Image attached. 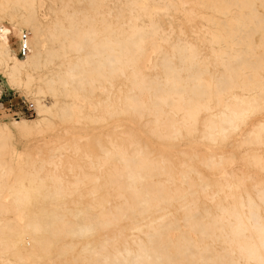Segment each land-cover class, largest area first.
Masks as SVG:
<instances>
[{"label":"bare ground","instance_id":"6f19581e","mask_svg":"<svg viewBox=\"0 0 264 264\" xmlns=\"http://www.w3.org/2000/svg\"><path fill=\"white\" fill-rule=\"evenodd\" d=\"M48 1L0 0V19L27 47L18 58L0 25V68L11 85L36 81L34 94L52 98L36 100L39 119L0 123V264H264V187L245 188L248 165L264 174V0ZM169 7L203 20L197 43L168 44L152 11ZM42 51L61 58L56 68L34 71ZM54 118L69 121L59 153L80 151L67 136L82 119L114 130L106 146L79 135L99 147L96 162L83 155L102 184L85 171L67 180L53 155L11 164L13 132ZM125 123L140 140L116 133ZM234 136L253 151L239 174L223 153Z\"/></svg>","mask_w":264,"mask_h":264},{"label":"rangeland","instance_id":"374dc122","mask_svg":"<svg viewBox=\"0 0 264 264\" xmlns=\"http://www.w3.org/2000/svg\"><path fill=\"white\" fill-rule=\"evenodd\" d=\"M175 4L181 6V3L178 1H176ZM108 5L113 8V12H117V7L120 6V4L117 2H113L111 4L109 3ZM182 5L186 6L184 1ZM42 7L46 10L50 7V2L48 0H44V2L42 3ZM71 8L74 10L88 9L85 3L78 2L77 0L74 1ZM180 9L181 8L176 10L172 7H169L168 9H162L160 11H146H152L153 18L158 22V24L161 26V29L164 31L163 34L168 35L169 37L168 44L175 42L176 38L178 37L183 41L186 40L193 43H197V39L203 37V20L197 18L195 20L185 21ZM258 10L260 12H264V7L258 6ZM233 11L234 10H232L231 12ZM143 22H148V18L144 17ZM0 25H3L7 29V37L10 48L14 51L15 55L18 58H23V56H18L20 36L14 32L11 22L6 19H0ZM255 40L259 41L258 34H256ZM57 43L58 42L55 43V41H46L45 46L57 47ZM60 60L61 58L53 56L49 52L42 51L36 59L38 65L36 64L33 69L34 71H40L41 69H43L42 71L53 69L56 68L54 64L58 63ZM37 84L38 83L36 81H32L28 84L27 87H18L11 85L6 78L5 73L0 68V88L4 91L2 101H0V123H7L9 125L10 122L13 120L39 119L36 100H39L41 104L49 105V102L52 98L48 95L43 96L34 94L33 90L35 89V86ZM102 98L103 96L100 97V99ZM19 99H23L28 104L31 103V105H33L32 110L26 111V109H24L22 105L16 106L15 103L19 101ZM59 99L66 101L69 100L68 98L64 99L63 97H59ZM6 101H10V103L14 105L12 108L13 110L17 109L18 107L21 108L23 110V114L16 118L12 117L8 113H4L3 108L4 102ZM81 111V113L84 115L100 114L97 111L87 110L85 106L81 107ZM260 120L261 119H254L252 121V124L257 125ZM53 121L54 124L51 126H47L44 123H40L37 125H32L29 130L24 133L19 134L13 132V134L11 135L12 137L8 138V140L11 139V145L8 144L10 146L7 147L8 158L11 161V164L14 165L17 163L18 165L23 166L29 158L47 159L49 156L53 155L54 160L59 163L58 173L64 175L67 180L72 181L73 173L85 171L93 173L95 175H99V183L102 184L104 177L100 169L95 168L93 170H89L87 168L88 160L83 155L84 152L90 154L92 156L93 161L96 162L95 156L97 154H100L99 147L97 145H95L94 147L88 146L86 139L80 138L79 135L85 130L93 134L94 140L99 141L103 146H106L108 145L107 141L110 139L112 140L114 138V130L112 131L110 128L105 127L106 125L104 123L88 124L84 119H82L80 122V127L82 129H68V132L70 134L67 136V139L69 141H76V144L78 145L80 151L74 152L72 148H68L65 151L59 153L55 151L54 147L57 146L58 143L61 141V136L63 135L64 131L69 128L67 127L69 121L66 120V122L61 123L56 118H54ZM261 122L264 123V119H262ZM115 131L117 134L119 133V136L120 133H122V135H125V137L127 136V134H136L131 128V125L128 123H125L124 125L118 127ZM136 138L140 140V137L137 134ZM241 139V136H234L233 138H231L229 140L228 146L226 147V152H223L225 156L230 154L234 156L235 165L233 170H235L237 174H239L241 171L243 172V169L245 168V163L240 162V158H242L246 154L250 155L253 152L252 149H245L244 146H239ZM7 143H9V141H7ZM258 153L261 154L262 157H264V149L258 151ZM71 165L75 167L73 172H70L68 169V167ZM248 166L249 172L247 180L245 182V188L248 192L254 194V192L256 191L255 187H264V174L260 175L258 171L259 168L257 165L250 164ZM79 167H81L82 169L78 170ZM86 186L87 188L89 187V185ZM105 190V186H102V188L98 191L97 195H95L96 198H100L104 194ZM81 192H83V200L85 202L91 201L92 197L87 195L85 187H81ZM109 198L111 203H114L116 201L113 195L109 196ZM127 228L128 225H124L122 239L129 238L128 235L130 231ZM140 236L143 237V235ZM66 260L70 263L72 257L68 255ZM57 263L60 264L59 260L57 261Z\"/></svg>","mask_w":264,"mask_h":264},{"label":"built area","instance_id":"2783aa9c","mask_svg":"<svg viewBox=\"0 0 264 264\" xmlns=\"http://www.w3.org/2000/svg\"><path fill=\"white\" fill-rule=\"evenodd\" d=\"M25 39H26V34L22 33L20 36V45H19V50H18V56H24L25 52L27 51V47L25 44ZM4 95V91L3 89L0 88V101H2V97ZM16 106H20L22 105V107L24 109H26V111H30L32 110V106L31 103L28 104L26 103L23 99H19V101H17L15 103ZM13 104L10 103V101H6L4 102V113H8L9 115H11L12 117H19L20 115L23 114V110L21 108H17L15 110H13Z\"/></svg>","mask_w":264,"mask_h":264}]
</instances>
